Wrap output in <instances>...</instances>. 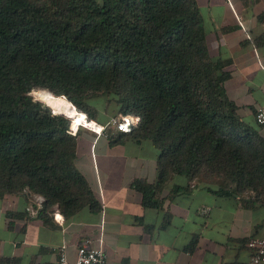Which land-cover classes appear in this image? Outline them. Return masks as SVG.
<instances>
[{"label":"trees","instance_id":"16d2710c","mask_svg":"<svg viewBox=\"0 0 264 264\" xmlns=\"http://www.w3.org/2000/svg\"><path fill=\"white\" fill-rule=\"evenodd\" d=\"M253 43L264 45V32ZM226 65L209 53L196 0H0V199L42 197L34 207L50 227L56 211H101L76 166L79 133L46 104L56 99L90 123L107 118L111 144L147 140L159 150L156 182H133L144 206L160 207L175 176L264 205V125L238 116ZM120 115L140 121L117 131L110 121Z\"/></svg>","mask_w":264,"mask_h":264},{"label":"crops","instance_id":"0c3cea01","mask_svg":"<svg viewBox=\"0 0 264 264\" xmlns=\"http://www.w3.org/2000/svg\"><path fill=\"white\" fill-rule=\"evenodd\" d=\"M196 1L209 53L226 61L231 73L226 93L238 105V116L255 125L264 105V45L253 40L264 32L259 19L264 0ZM108 121L101 116V123L92 120L98 130L82 125L77 130L76 166L101 211L86 207L67 219L56 211L57 225L50 227L32 213L42 197L6 194L0 199V264H57L62 246L75 261L81 240L91 237L98 244L100 235L108 264H247L248 240L264 235V205L221 197L205 183L175 176L157 199L160 207L144 206L133 182H156L159 150L147 140L111 144L103 132ZM260 130L264 136V126ZM176 186L189 190L172 193Z\"/></svg>","mask_w":264,"mask_h":264},{"label":"built area","instance_id":"2783aa9c","mask_svg":"<svg viewBox=\"0 0 264 264\" xmlns=\"http://www.w3.org/2000/svg\"><path fill=\"white\" fill-rule=\"evenodd\" d=\"M137 118L139 119L137 120ZM255 120L258 124L264 125V105L260 106L257 109ZM139 121L140 117L138 116L120 115L118 117L112 118L110 121V125L113 126L117 131L130 132L132 126L137 125ZM71 132L76 134L77 130H74V128L71 126ZM42 202L43 201L38 203V207L41 206ZM37 212L38 209L34 207L32 213L37 215ZM97 240L98 244H96L93 238L84 237L78 246V256L75 261H71L68 259L65 253V246H62L59 249L57 264H108V257L104 248L103 235H100ZM247 245L251 250V254L247 264H264V235L259 237H252L248 241Z\"/></svg>","mask_w":264,"mask_h":264},{"label":"bare ground","instance_id":"6f19581e","mask_svg":"<svg viewBox=\"0 0 264 264\" xmlns=\"http://www.w3.org/2000/svg\"><path fill=\"white\" fill-rule=\"evenodd\" d=\"M55 97V96H52ZM40 98V96H39ZM41 99V98H40ZM57 99H59L57 97ZM43 100V98H42ZM48 104V103H46ZM49 106L51 105L53 107L54 110H56L58 113L64 114L66 116H68L69 118H71L72 120V126L74 128V130H78L79 126H86V127H91V128H95L96 130L99 129L98 125L94 122L92 123H88L87 121V117L84 114H81L77 111V109L70 103H64L60 100H56V99H50L49 100Z\"/></svg>","mask_w":264,"mask_h":264},{"label":"clouds","instance_id":"9594fccd","mask_svg":"<svg viewBox=\"0 0 264 264\" xmlns=\"http://www.w3.org/2000/svg\"><path fill=\"white\" fill-rule=\"evenodd\" d=\"M27 95L33 99L34 103H38L37 96L39 95V92L36 89L30 90ZM139 118H137L138 120ZM127 130V129H126Z\"/></svg>","mask_w":264,"mask_h":264},{"label":"water","instance_id":"95a60500","mask_svg":"<svg viewBox=\"0 0 264 264\" xmlns=\"http://www.w3.org/2000/svg\"><path fill=\"white\" fill-rule=\"evenodd\" d=\"M49 92H50V91H49ZM51 93H52V92H51ZM53 94H54V93H53ZM56 97H60V96H57V95H56ZM67 100H68V99H67ZM47 105H48V104H47ZM48 106H49V105H48ZM50 107H51V106H50ZM53 111L55 112V110H53ZM55 113H56V112H55Z\"/></svg>","mask_w":264,"mask_h":264}]
</instances>
